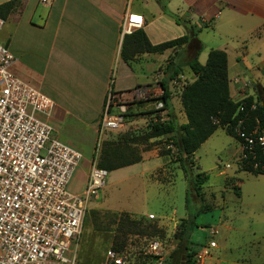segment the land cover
<instances>
[{
    "label": "crops",
    "instance_id": "0c3cea01",
    "mask_svg": "<svg viewBox=\"0 0 264 264\" xmlns=\"http://www.w3.org/2000/svg\"><path fill=\"white\" fill-rule=\"evenodd\" d=\"M131 14L142 16L139 30L152 45L187 35V27L176 24L171 15L185 20L196 38L160 54H140L125 63L120 55L121 23ZM0 39L16 59L12 73L53 101V119L63 122L67 115L83 119L70 129L89 134L91 155L94 142L90 137L96 135L108 89L123 92L149 85L157 73L164 81L171 72L164 74L172 56L177 55L191 73L188 61L197 57L204 65L202 59L207 60L211 50L223 51L234 102L256 97L257 90L244 75L245 69L264 87V0H20V7L6 18ZM195 79L191 73L189 84ZM157 161L149 164L143 157L132 165L134 180H146L149 171L167 164ZM140 171L144 175H135ZM247 174L250 186L235 178L237 193H221L222 201L213 208L217 211L215 228L209 232L223 237L243 232L249 238L239 244L228 239L198 246L200 264H264V176Z\"/></svg>",
    "mask_w": 264,
    "mask_h": 264
},
{
    "label": "built area",
    "instance_id": "2783aa9c",
    "mask_svg": "<svg viewBox=\"0 0 264 264\" xmlns=\"http://www.w3.org/2000/svg\"><path fill=\"white\" fill-rule=\"evenodd\" d=\"M4 25L0 17V36ZM142 26V16L125 15L122 36ZM15 61L8 47L0 42V264H76L83 220L109 174L97 163L101 138L121 130L128 123L129 109H135L140 102L151 112L137 115L134 111V129L167 122L163 76L157 73L151 84L130 91L108 89L83 188L71 194L66 187L82 154L54 137L50 122L53 101L12 73ZM238 111H243V106ZM244 121L238 120L234 127L243 142L242 150L253 154L254 147H258L264 154V130L255 127L247 131ZM138 255L153 258V264H166L157 240H148ZM130 257L126 246L121 251L109 248L104 264H135Z\"/></svg>",
    "mask_w": 264,
    "mask_h": 264
},
{
    "label": "rangeland",
    "instance_id": "374dc122",
    "mask_svg": "<svg viewBox=\"0 0 264 264\" xmlns=\"http://www.w3.org/2000/svg\"><path fill=\"white\" fill-rule=\"evenodd\" d=\"M3 1L0 0V2ZM0 42L2 43L1 39ZM169 59L172 70L174 69L177 74L171 76V70L165 81L173 114L177 123L182 125L186 118L180 103L181 86H184V83L189 84L191 73L187 71L183 61L178 60L177 55ZM24 60L27 61L29 58ZM205 61L202 59V64H205ZM180 75L183 78L179 77ZM145 107L142 104L136 109L134 106L130 108L127 113L128 123L119 131L105 133L101 138V145L105 141H119L125 147H130L138 153L141 161L144 157L146 162L153 164L159 156L161 158L157 162L165 160L167 164L149 171L145 176L146 180L143 181L134 180V166L121 168L108 174L104 188L88 207L83 220L76 264H104L106 250L112 247L116 236L126 243V247L131 252L130 259L138 261V264H153L150 257L138 254L141 253L148 240H157L161 244V255L168 264V257L176 250L181 231L185 229L189 216H196L194 222L198 226L190 238L193 244L190 246L192 250L198 249V246L202 244H209L210 241L217 243L218 240L228 241L229 239L232 243L239 244L245 243L249 238L243 232H232L231 236L225 237L213 236L209 232L210 228H215L217 211L213 208H216L217 203L222 201L221 193L227 190L237 193L235 178L237 181L248 183L249 186L252 183L248 174L240 169L241 146L221 128H218L200 146L191 157L193 171L204 173L208 179L202 186V197L198 198L192 194L188 196V202H186L188 190L186 179L179 169L176 160L177 153L169 141V136L142 142L141 136L146 133L147 129H134V111H137V115L150 113L149 108L146 110ZM52 116L50 122L54 127V137L79 151L83 157L66 187L68 193L77 194L83 187L84 173L88 168L87 161L92 158L90 144H88L89 134L77 130L74 133L70 129L71 124L80 125L82 123L83 119L80 120L79 115H67L65 116L67 120L63 122H58V119H53ZM90 125L92 127L94 123ZM94 134L90 139L95 146L97 136ZM139 174L144 175L142 171L135 175ZM129 221L140 224V227L146 228L149 233L153 232V234L134 235L133 229L128 224ZM196 264H200L198 256H196Z\"/></svg>",
    "mask_w": 264,
    "mask_h": 264
},
{
    "label": "trees",
    "instance_id": "16d2710c",
    "mask_svg": "<svg viewBox=\"0 0 264 264\" xmlns=\"http://www.w3.org/2000/svg\"><path fill=\"white\" fill-rule=\"evenodd\" d=\"M19 7L20 0H11L0 4V17L6 20ZM163 11L167 13L165 9ZM171 17L174 18L176 24H183L187 27L186 36L159 45H152L144 32L137 30L123 37L120 53L122 60L129 63L140 54H160L195 40L196 36L185 20L174 15H171ZM186 64L196 78L192 83L186 85L180 93V103L186 123L182 125L177 123L170 102L167 82L164 80L161 82L164 91L162 100L164 109L167 111L168 121L147 129L140 140L148 142L151 139L169 136V141L177 153L176 160L179 169L186 179L188 187L186 202H188L189 195L194 194L198 198L202 197L201 189L208 179L204 173H194L191 162L193 154L218 128L223 129L228 136L232 137L239 145H242V140L234 132L238 120H245L244 126L247 131H251L255 127L259 131L264 130V99H260L256 94L255 98L247 97L240 102L232 101L227 78V56L223 51L211 50L204 65L198 62L197 57ZM168 71H171V63L165 68L164 74H167ZM175 74L176 72H173L171 76H175ZM261 89L264 92V87ZM142 104V102L137 103L135 109ZM239 106H243V111H238ZM244 155L245 157H243ZM139 162H141L140 155L130 147H125L119 141L103 142L97 158L98 167L108 173ZM240 169L255 176H264V154L258 147H254L253 154H249L247 150H242ZM195 217L189 216L187 219L186 227L181 231L178 246L168 257V264H196L199 248L192 250L190 247L193 246L190 241L192 232L198 228L194 222ZM128 224L136 236L153 234V232L149 233L146 228L140 227V224L130 221ZM125 246L126 243L116 236L111 248L121 251ZM151 262L153 263V258H151ZM135 264H138V261Z\"/></svg>",
    "mask_w": 264,
    "mask_h": 264
},
{
    "label": "water",
    "instance_id": "95a60500",
    "mask_svg": "<svg viewBox=\"0 0 264 264\" xmlns=\"http://www.w3.org/2000/svg\"><path fill=\"white\" fill-rule=\"evenodd\" d=\"M244 75L247 77V79L250 81V83L256 88L257 95L260 99H264V92L262 91V87L257 84V81L252 77L250 72H248L246 69L243 71Z\"/></svg>",
    "mask_w": 264,
    "mask_h": 264
}]
</instances>
